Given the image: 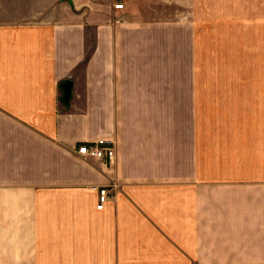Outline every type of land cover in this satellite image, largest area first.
<instances>
[{"label": "crops", "instance_id": "0c3cea01", "mask_svg": "<svg viewBox=\"0 0 264 264\" xmlns=\"http://www.w3.org/2000/svg\"><path fill=\"white\" fill-rule=\"evenodd\" d=\"M0 264H264V0H0Z\"/></svg>", "mask_w": 264, "mask_h": 264}, {"label": "built area", "instance_id": "2783aa9c", "mask_svg": "<svg viewBox=\"0 0 264 264\" xmlns=\"http://www.w3.org/2000/svg\"><path fill=\"white\" fill-rule=\"evenodd\" d=\"M116 8H123V2H116ZM77 151L84 157L108 158L114 159L116 156V143L114 140L101 137L94 141H89L81 144ZM110 198L109 187L99 188V200L97 204L98 209H103L106 202Z\"/></svg>", "mask_w": 264, "mask_h": 264}, {"label": "water", "instance_id": "95a60500", "mask_svg": "<svg viewBox=\"0 0 264 264\" xmlns=\"http://www.w3.org/2000/svg\"><path fill=\"white\" fill-rule=\"evenodd\" d=\"M71 1V0H70ZM71 86L72 82L70 80H67L64 85H63V90H64V101L69 102V99L71 97Z\"/></svg>", "mask_w": 264, "mask_h": 264}, {"label": "rangeland", "instance_id": "374dc122", "mask_svg": "<svg viewBox=\"0 0 264 264\" xmlns=\"http://www.w3.org/2000/svg\"><path fill=\"white\" fill-rule=\"evenodd\" d=\"M217 65H211V70H216Z\"/></svg>", "mask_w": 264, "mask_h": 264}]
</instances>
